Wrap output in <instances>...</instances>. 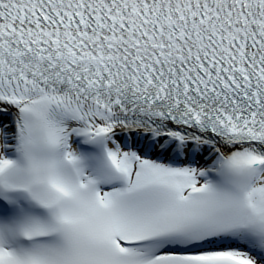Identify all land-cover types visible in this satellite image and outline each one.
<instances>
[{"label":"snow or ice","instance_id":"1","mask_svg":"<svg viewBox=\"0 0 264 264\" xmlns=\"http://www.w3.org/2000/svg\"><path fill=\"white\" fill-rule=\"evenodd\" d=\"M0 264H264V0H0Z\"/></svg>","mask_w":264,"mask_h":264}]
</instances>
